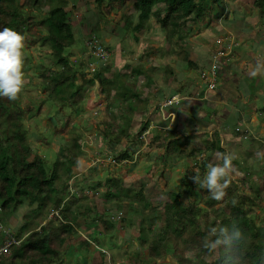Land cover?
<instances>
[{
  "label": "rangeland",
  "instance_id": "rangeland-1",
  "mask_svg": "<svg viewBox=\"0 0 264 264\" xmlns=\"http://www.w3.org/2000/svg\"><path fill=\"white\" fill-rule=\"evenodd\" d=\"M122 1L113 2L111 6L109 0H105L102 5H98L96 0H66L65 6L69 12L68 17L75 38L74 45L67 49L66 53H72L69 60L73 68L79 72L77 84L93 79L96 70H99L103 78L111 79L116 74L125 76L126 79L136 83L137 90L141 91L137 102L144 110L133 111L127 129L132 133V137L139 141L140 146L138 145V148L135 146L138 150L128 161H118L112 157L121 149L133 150L134 147L132 140L128 141L124 132L113 130L112 122L120 118L118 116L120 104L116 103L108 112L107 99L102 95L101 85L96 80L93 86L86 85L83 99L75 109L69 103H61L55 93L47 92V95L43 88V75L48 74L49 70L41 71V65L57 68L54 56L50 53V44L25 43L24 56L30 55L32 60L25 68V85L20 93V105L33 107L23 119L28 143L34 153L44 154L53 163L63 146H71L73 140L79 138L82 151L78 154L77 165L72 167L75 176L70 178L69 185L82 199V207H78L77 211H91L90 215L81 216L83 221L81 233L61 248L63 255L60 261L54 264H113L114 256L117 255H124L127 258L124 262L133 264V260L137 258H147L148 253L140 248L137 239L140 224L142 223L146 228L150 225L149 219L143 221L141 217L145 210L139 203L129 209L127 200H123L119 206L116 201L107 197L108 185L104 184L106 180L120 178L122 185L132 191L143 189L146 197L152 200L153 205H157L159 201L175 199L182 185L184 173L189 169L196 170L197 162L199 164L203 160L207 163L221 162L220 157L223 155L217 148L216 151L206 152L205 138L203 142L193 139L190 141L191 137L197 135L188 134L187 131V135L181 133L185 129V124L182 123L186 122V118L184 114L179 115L177 103L174 106H162V103L171 97L175 100L178 95L182 96L180 100L184 103L191 101L196 103L197 99L200 100L199 96L204 94L208 98L207 90L204 91L206 84L203 64L208 60L211 48H216L215 40L217 41L218 36L220 42H225L227 38L230 40L226 42L228 48L235 36L227 26V23L236 22L230 17L229 9L225 8L221 11V15L215 12L209 16L206 13L205 18L194 24L192 35L187 36L184 42L179 41V35L171 42L154 16L144 22L143 29L135 30L138 10L134 7L133 0ZM228 3L229 0L225 6ZM162 6V3L157 4L153 10L161 9ZM30 8L36 19L44 17L40 8L47 9L42 4ZM242 9L245 12L244 25L250 27L260 25L257 26V33L262 36L264 22L261 18L264 20V17L262 14V17L260 16V9L254 3L244 4ZM207 16L211 17L208 23L205 20ZM31 30L37 32L35 24L32 25ZM225 32H230V35ZM92 37H96L110 51V55L102 59L103 64L92 62L94 59L90 56L89 47ZM186 50L192 51L190 57L198 64L197 68H191L183 59ZM225 54V50H220L218 53L220 56ZM136 66L143 67L138 75H133L130 67ZM223 72L221 71L220 77ZM258 80L247 79L250 81L247 90L257 94L256 104L261 109L264 107V97L259 89L256 90L259 87ZM262 89L264 83L261 91ZM242 91L245 90L242 88ZM173 93L179 94L171 96ZM206 108L212 111L211 108ZM66 118L67 125L60 130ZM196 124L199 122L194 123ZM145 125L147 129L144 131ZM160 131L176 132L181 139L188 142L184 147L186 155L163 161V151L159 142H164L166 139L164 137L151 139L157 137ZM260 135L261 132L254 138L248 139L247 144L236 146L229 144L228 141L223 146L226 153H233L236 157L233 160L235 177L246 176V179L259 189L260 194L264 195V153L258 151L264 148V143H258ZM143 141L146 144H143ZM61 159L66 160V157ZM89 174L91 178L87 180ZM99 181H102L100 185ZM110 185L113 187L116 183L112 182ZM195 198L182 196V200L186 203ZM29 210L30 207L24 205L16 214L6 216L7 223L0 226V231L16 233L19 224L23 223V216L28 214ZM224 210L226 208L219 207L218 210L211 212L212 228L225 225L216 218ZM257 210L258 213H263L261 209L257 208ZM101 214L104 215L106 225L99 221L93 224L92 218ZM52 215L49 214V217ZM153 215L155 214L150 216ZM123 218H126V221H123ZM199 224H203L202 220ZM161 225L163 222L159 221L154 226L158 228ZM105 226H109L111 230L105 229ZM94 229L102 232L94 233ZM88 237L93 240L91 245L85 243ZM137 249L142 250L143 253H137L135 251ZM191 254L192 252H187L188 256ZM216 256L217 253H214L206 258L212 260ZM161 263L178 264L170 257Z\"/></svg>",
  "mask_w": 264,
  "mask_h": 264
},
{
  "label": "trees",
  "instance_id": "trees-1",
  "mask_svg": "<svg viewBox=\"0 0 264 264\" xmlns=\"http://www.w3.org/2000/svg\"><path fill=\"white\" fill-rule=\"evenodd\" d=\"M109 1L111 6L113 2H123ZM225 1L227 0H133V5L138 10V22L134 29H143L144 22L154 16L169 41L172 42L175 36L179 35V41L184 42L186 37L193 33L194 24L205 18L206 13L209 16L215 12L219 15L225 9ZM254 1L264 17V0ZM96 2L102 5L105 0ZM39 3L47 9L40 8L44 17L36 19L30 7H39ZM65 3L66 0H0V29H16L26 37L25 43L50 44V53L54 56L57 68L41 65V71L49 70L48 74L43 75V88L46 94L55 93L61 103H69L73 109L77 108L83 99L86 85L93 86L95 80L99 82L101 93L107 99V111L116 103L121 106L118 112L119 120L112 122L113 130L124 132L127 140H132L134 145L133 150L121 149L112 157L118 161H128L138 150L135 146H140L139 141L133 138L127 129L133 111L144 110L137 102L141 91L137 90L136 83L125 76L116 74L111 79L103 78L99 70H96L93 79L77 84L79 72L69 60L72 53H66L67 49L74 45L75 38ZM161 3V9L153 10L154 6ZM34 24L37 32L31 30ZM25 50L26 48L23 49ZM192 54V51L186 50L183 59L191 68H197L198 64L190 57ZM31 60L30 55L24 56V72ZM142 67H130L131 73L138 75ZM82 75L84 76L83 73ZM173 95L175 93L171 96ZM32 108L20 105V94L16 100L0 97V226L7 223L6 216L16 214L24 205L30 207L17 232H10L17 243H13L9 252L0 254V264H54L60 261L63 255L61 248L81 233V216L91 214L90 210L77 211L78 207H82V199L69 185L70 178L75 176L72 167L77 165L78 154L82 151L79 138L74 139L71 146H63L53 163L44 154L34 153L28 143L23 122L25 115ZM67 122L66 118L60 130L66 127ZM146 129L147 125L143 130ZM138 134L140 137V133ZM158 137L166 139L159 142L163 161L186 155L184 147L188 142L181 139L176 132L160 131L157 137L151 139H159ZM216 148L222 151V154H227L226 149L215 138L204 150L213 152ZM61 157H66V160ZM207 164L203 160L200 164L197 162L196 170H187L175 199L159 201L157 205H153L143 189L132 191L122 185L120 178L106 180L104 184L108 185L107 197L118 205L127 200L129 209L139 203L145 210L141 215L143 221L149 219L150 225L147 228L140 224L137 237L140 248L148 253L147 258H137L133 260V264H162L168 257L175 259L178 264H225L227 256L224 246L218 247L214 252L204 246L206 237L210 240L216 238L211 235L213 228L210 214L219 207L226 210L220 212L216 218L228 226L235 222L244 234L233 252L238 264H264V195L243 176L233 180L226 189L223 200H213L209 191L198 187L192 179L196 175L202 179ZM90 178L91 174L86 177L87 180ZM112 182L116 183L113 187L110 185ZM101 183L102 181L98 182L99 185ZM183 195L196 198L186 203L182 200ZM233 200L237 201L235 205ZM257 208L263 213H258ZM49 214H53L52 217H49ZM151 214L155 215L150 216ZM92 220L93 224L99 221L106 225L103 214L93 217ZM124 220L126 221V218H123ZM201 220L202 225L199 224ZM159 221L163 222V225L155 228L154 225ZM105 229L111 230L109 226H105ZM99 232L102 231L94 229V233ZM7 238V234L0 231V246ZM91 242L93 243V240L90 237L85 240L88 245H91ZM72 246L74 247V244ZM142 250L135 251L143 253ZM187 252H192L191 256H188ZM214 253H217L214 259L206 258ZM125 260L127 258L124 255H117L114 256L113 264H126Z\"/></svg>",
  "mask_w": 264,
  "mask_h": 264
},
{
  "label": "crops",
  "instance_id": "crops-1",
  "mask_svg": "<svg viewBox=\"0 0 264 264\" xmlns=\"http://www.w3.org/2000/svg\"><path fill=\"white\" fill-rule=\"evenodd\" d=\"M236 1L229 0L228 5L225 6L226 9H229L230 17L236 21L227 23L228 29L232 30L230 32L235 33L229 48L226 42H230V40L227 38L225 42H220L218 41V36L217 41L215 40L216 48H211L208 62L204 63L202 61L204 63L203 66H205L204 72L208 71L214 56L220 50H225L226 54L221 57V61L225 64V70L222 76L219 77L218 87L208 90V98L206 99H197L198 102L196 103L192 101L184 103L181 101L177 104L179 115L184 114L186 118V122L182 123L185 124V129L182 130L183 133L187 135V131L188 134L197 135L196 137H191L190 141L193 139L203 142L205 138L207 145L208 142L215 138L222 146L223 144L226 145L228 141H230L229 144L231 145L239 146L247 144L249 142L248 139L254 138L261 132L258 143H264V107L259 109L256 104L257 94L247 90L249 88L247 87L248 82H250L247 79L253 80L257 78L259 79L257 81L259 87L256 90L259 89V92L264 97V89L261 91L262 83H264V29H262L263 35L259 36L257 26L260 25L255 27L244 25L245 12L242 8L244 4L253 5L254 3L255 5V1ZM233 8L234 10H231ZM205 20L206 23L210 22L209 17ZM261 21L264 22L262 18ZM230 32L225 33L229 34ZM225 33L223 35H226ZM257 67H260L261 74L252 76V71L256 70ZM202 86H199V88ZM242 88L245 90L244 92ZM206 107L211 108L212 111ZM234 118L235 120L233 121ZM197 122L199 124L194 125ZM237 128L240 130H237ZM254 131L258 133H253ZM263 149L260 148L258 151L264 153Z\"/></svg>",
  "mask_w": 264,
  "mask_h": 264
},
{
  "label": "clouds",
  "instance_id": "clouds-1",
  "mask_svg": "<svg viewBox=\"0 0 264 264\" xmlns=\"http://www.w3.org/2000/svg\"><path fill=\"white\" fill-rule=\"evenodd\" d=\"M25 41L26 37L14 28L4 27L0 29V97L16 100L24 88L23 49L26 46ZM257 74H261L260 67H257L251 73L252 76ZM235 158L233 153L223 154L220 157L221 162L208 163L203 178L201 179L199 175H196L192 178L193 181L198 187L207 189L213 200H223L226 196V189L236 178L233 165ZM232 203L235 205L237 201L233 200ZM211 235L216 238L210 240L206 237L205 248L210 252H214L218 247L224 246L227 256L225 264H238L233 252L235 246L243 239L244 234L236 223L234 222L231 226L223 225L219 228H213Z\"/></svg>",
  "mask_w": 264,
  "mask_h": 264
},
{
  "label": "built area",
  "instance_id": "built-area-1",
  "mask_svg": "<svg viewBox=\"0 0 264 264\" xmlns=\"http://www.w3.org/2000/svg\"><path fill=\"white\" fill-rule=\"evenodd\" d=\"M89 47H90V56L94 61L92 62H97L98 64H103L102 59H105L106 56L110 55V51L108 48H106L101 42L98 41L96 37H92L89 41ZM222 56V55H221ZM220 55H215L213 58V62L211 64V67L209 68L208 71H205L203 73V77L206 81V90H213L217 88L218 85V79L221 75V71L225 70V64L220 60ZM99 64V65H100ZM179 96V95H178ZM174 100L169 98L167 101H164L162 103V106L166 105H174L176 103H179L181 100L179 96ZM201 99L207 98V96L204 94L202 96H199ZM176 101V102H175ZM175 102V103H174ZM237 130H240L237 128ZM5 233L7 234L8 238L5 240V242L0 246V254L7 253L9 252L11 246L13 243H17V240L13 238V235H11L8 231Z\"/></svg>",
  "mask_w": 264,
  "mask_h": 264
}]
</instances>
